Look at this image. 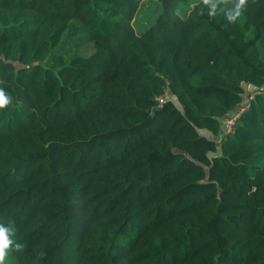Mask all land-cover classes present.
<instances>
[{
	"label": "trees",
	"instance_id": "16d2710c",
	"mask_svg": "<svg viewBox=\"0 0 264 264\" xmlns=\"http://www.w3.org/2000/svg\"><path fill=\"white\" fill-rule=\"evenodd\" d=\"M145 1L0 0L16 264H264V0Z\"/></svg>",
	"mask_w": 264,
	"mask_h": 264
},
{
	"label": "rangeland",
	"instance_id": "374dc122",
	"mask_svg": "<svg viewBox=\"0 0 264 264\" xmlns=\"http://www.w3.org/2000/svg\"><path fill=\"white\" fill-rule=\"evenodd\" d=\"M190 0H180V10L184 11L187 9V6L189 4ZM194 1V0H191ZM157 4L158 2L155 0H146L137 16V19L135 21V25L137 26V29L142 32L144 31L146 28H148L154 21L155 16L158 14V12L160 11V7L157 9ZM146 18V20H145ZM247 92L245 95L244 100H246L251 93L254 91V88H252L251 86L247 85ZM169 97H171L173 100L176 101V99L170 95H168ZM176 103L178 104V102L176 101ZM219 141V140H218ZM6 249H5V245L2 244V246H0V264H16L10 257L5 254ZM7 253V252H6Z\"/></svg>",
	"mask_w": 264,
	"mask_h": 264
},
{
	"label": "built area",
	"instance_id": "2783aa9c",
	"mask_svg": "<svg viewBox=\"0 0 264 264\" xmlns=\"http://www.w3.org/2000/svg\"><path fill=\"white\" fill-rule=\"evenodd\" d=\"M253 96L251 95L244 103L243 106H241V108H239L236 113L231 116L230 118H228L226 121H225V129H226V132H231L233 130V126L235 125V122L237 120V118L240 116V114L245 111L249 105H250V99H252ZM156 101H157V104L159 107H161L167 100V96L166 95H158L156 96Z\"/></svg>",
	"mask_w": 264,
	"mask_h": 264
},
{
	"label": "clouds",
	"instance_id": "9594fccd",
	"mask_svg": "<svg viewBox=\"0 0 264 264\" xmlns=\"http://www.w3.org/2000/svg\"><path fill=\"white\" fill-rule=\"evenodd\" d=\"M248 0H237L236 8L234 10V14H229L228 20L229 22H234L240 15H241V9L244 8V6L247 4ZM204 3L207 4L209 3V0H204ZM210 15H214L213 13H210ZM2 96V94H0ZM6 103V101L3 100L2 103H0V107H2ZM8 232V229H5L2 225H0V233L3 234V237L5 241L7 242V238L5 236V233ZM10 243V242H9Z\"/></svg>",
	"mask_w": 264,
	"mask_h": 264
},
{
	"label": "snow or ice",
	"instance_id": "6c2138e0",
	"mask_svg": "<svg viewBox=\"0 0 264 264\" xmlns=\"http://www.w3.org/2000/svg\"><path fill=\"white\" fill-rule=\"evenodd\" d=\"M2 102H3V97L0 96V103H2ZM4 242H5V241H4L3 234L0 233V246H2V244H3Z\"/></svg>",
	"mask_w": 264,
	"mask_h": 264
}]
</instances>
